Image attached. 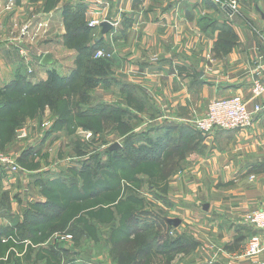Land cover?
I'll use <instances>...</instances> for the list:
<instances>
[{"label":"crops","instance_id":"crops-1","mask_svg":"<svg viewBox=\"0 0 264 264\" xmlns=\"http://www.w3.org/2000/svg\"><path fill=\"white\" fill-rule=\"evenodd\" d=\"M10 1L0 0V108L14 104L12 111L17 112L15 103L23 102L22 125L30 126L27 138L32 140L20 145L15 137L5 148L20 163L40 162L35 171L11 183H4L6 170L1 168V187L12 202L9 223L26 220L20 208L28 202H48L40 191L33 192L36 181L65 177L64 171L48 167L53 165L50 153L63 164L78 157L75 140L81 125L72 114L59 117L49 106L30 109L27 103L34 97L33 88L49 83L53 75L70 81L78 52L70 39L68 16L84 14L89 27L85 45L100 42L93 59L105 57L101 60L109 65L90 93L87 116L95 115L91 111L100 105L118 106L122 128L129 118L135 119L133 132H138L150 120L155 124V153L169 150L178 155L179 164L167 173L168 195H159L156 187L163 172L148 190L155 192L160 212L177 215L168 223L180 220L179 226L170 223L171 240L184 236L197 244L189 253H180V264H264V253L254 259L244 255L251 239L264 237L244 219L264 210V94L255 99L252 93L255 80L264 85V0H240L239 15L212 0H14L12 6ZM93 21L99 25L90 27ZM104 22L113 25L108 34H103ZM98 51L107 56L97 58ZM45 56L50 64L41 63ZM232 95L247 100L250 111L262 107L251 129L208 135L195 130L191 121L196 116H203L213 100ZM105 122L111 121H104V127ZM92 133L94 138L88 131ZM91 140L83 137L82 142L93 144ZM51 171L58 177L50 176ZM60 183L67 184L63 179ZM148 185L143 183L141 190ZM75 229L73 245L80 249L70 264H117L112 247H102L106 236L85 233L80 225Z\"/></svg>","mask_w":264,"mask_h":264},{"label":"rangeland","instance_id":"rangeland-1","mask_svg":"<svg viewBox=\"0 0 264 264\" xmlns=\"http://www.w3.org/2000/svg\"><path fill=\"white\" fill-rule=\"evenodd\" d=\"M149 6L151 7L152 3ZM80 17L85 19L84 14ZM10 98L14 99L15 96ZM69 100L70 97L66 101ZM12 109L10 106L4 109L0 108V141H9L14 128L17 126H13V122L10 121L15 115ZM123 116L126 117V115ZM96 117H80V120L78 119L82 126L78 129L77 134L79 136L75 140L78 156L75 161L70 159L64 161L63 164L61 161L54 160L52 153L49 154L50 160L48 161L53 165L48 167L54 171L57 169L59 172L64 171L65 177L62 179L67 184H61L62 179H55L53 182L44 180L42 183L36 181L33 192L40 191L48 202L32 201L20 208V215L26 218L23 222L26 227L24 225L25 228L22 230L20 225L9 223L11 221L9 218L11 216L9 211V207L12 205L11 196H9L8 191H3L1 186L4 184L1 182L0 264H70L69 262L76 256V249H80V246L75 247L73 245L76 240L72 234L76 232V225L82 226L83 231L91 235H99L105 228L103 232L108 237L106 241L103 240L104 243L107 242L102 246L103 248L111 244L115 246L120 242L122 246L130 250L127 252L142 249L146 255V264H165L173 259H177L176 264H180L181 255L178 248L181 243H176L170 247L163 246L159 249L164 252L165 247L169 248L170 252L166 250L169 252L168 256L162 255V253L156 255L154 239L161 230H158L155 221H144L143 215H138L142 211H150L153 214L158 213L166 221H169L168 218L177 216L167 210L160 212L161 209L155 207V192L152 195L148 189L150 185L155 184V179H158L157 174L163 172L166 178L164 175L161 176L163 179L159 180L156 187L161 189L159 195L163 194L165 197L168 195L169 187L166 174L173 170L177 163L179 164V161L175 159L178 155L173 152L169 153V150L165 154L161 153L160 150L155 153V128H153L155 124L150 120L148 126H143L138 132H133L136 124L135 119L133 121L129 118L127 127L122 128L119 123L122 120L119 112L111 116V122H105V128L109 126L106 130H103L105 120L102 121L98 118L99 116ZM113 122L114 124L110 126ZM84 125L90 127L92 131L87 130ZM29 128L30 126L26 123L24 126L16 127L12 138L20 139V145H24L29 139L27 138L30 134L28 133ZM88 131L97 133L94 134L93 138V133L89 135ZM72 132L74 140L76 139L74 138L76 129ZM125 134L129 136L126 139H121ZM83 137L91 138L94 143L82 142ZM134 138H139V142L137 143ZM115 143L121 145V150L116 154H107V149ZM0 146L2 147V145ZM87 146L90 148L87 149ZM45 149L47 150V147ZM68 155L70 158L75 157L71 151ZM93 157H95L94 163H92ZM89 158L91 165L87 168ZM39 162V159H32L30 164L27 161L20 163L19 158L18 164L21 171L14 174L6 169L4 183H11L16 176L24 175L26 172L27 174L32 173L36 170L34 168ZM26 164L29 167L33 165L32 170L28 171ZM54 173L51 171L50 176L58 177ZM7 174L11 177H8ZM145 182L149 185L141 190V185ZM3 193L4 196L1 198ZM164 206L167 208L168 204L164 203ZM3 217L8 221H5ZM41 217H48V219L40 223ZM83 217H86L88 221L83 220ZM103 219L106 220L107 224L101 223ZM27 221L28 223H26ZM70 221L72 224L66 227L65 225ZM195 230L197 231V229ZM63 235L73 236V240H60V236ZM24 238H29L30 242L25 243ZM84 243L88 242L85 241ZM116 250L118 252V249ZM127 256L124 257L125 260ZM187 258L192 259L194 256ZM216 258L214 256L212 260H216ZM128 260H130L129 257ZM187 261L189 260L187 259Z\"/></svg>","mask_w":264,"mask_h":264},{"label":"trees","instance_id":"trees-1","mask_svg":"<svg viewBox=\"0 0 264 264\" xmlns=\"http://www.w3.org/2000/svg\"><path fill=\"white\" fill-rule=\"evenodd\" d=\"M82 14H71L69 17V20L67 21V26L68 29L70 30V39L73 42L74 41V48L78 52L77 56V69L73 74H71V78H69L70 81L67 79H59L56 75H53L51 78V81L46 84L39 85L35 88H33L34 91V97L29 96V102L27 103V106L30 107V109L37 108H44L45 106L51 107L55 113L59 117H66V115H71L78 121L80 117H88V118H95L96 116H99L98 118L101 119L102 121L105 119V121H108L112 119V115L114 116L115 114L120 113L118 106H110L108 108H105L103 105H100L101 107H97L96 109L92 110L91 112L95 113L93 116H87V104L89 103L90 100V93L91 91L98 86V84L103 80V78L106 76V71L108 69L106 60H101L105 59H93V55L98 49V45H100V42L95 44L93 47H87L85 43L87 42L86 40L88 39V30L89 27L87 23L85 22V19H81ZM60 80V81H59ZM67 89L66 91H64ZM32 91V92H33ZM31 95V94H30ZM70 97L69 101H66ZM75 101V102H74ZM12 103V102H11ZM1 105V103H0ZM15 105L18 106L17 112H15V117L12 118V124L13 126L17 125L16 127H20L22 125L23 119L22 116L25 114L24 110L22 108L25 106L23 102H16ZM73 106V109L69 111V108ZM11 108L14 107V104L10 105ZM105 108V109H104ZM24 109V108H23ZM18 111H23L21 115L19 114ZM71 112V113H70ZM75 112V114H74ZM122 114V113H121ZM20 115V116H19ZM97 118V117H96ZM80 120V119H79ZM111 121V120H110ZM121 122V120H120ZM119 122V123H120ZM80 124V123H79ZM114 122L112 123V125ZM82 126V125H81ZM85 126V125H84ZM121 126V123H120ZM14 128L12 132L11 139L13 137L14 131L16 129ZM87 130H91L90 127L85 126ZM107 128V127H106ZM106 128L103 125V130ZM102 130V131H103ZM92 131V130H91ZM97 133V132H96ZM94 132V134H96ZM10 139V140H11ZM7 141H2L0 145V150L5 152V143ZM110 148V147H109ZM109 148L107 149V154H116L119 152L121 149L117 151H110ZM140 163V162H139ZM143 163V162H142ZM1 167L0 166V175H1ZM4 169V168H3ZM167 175V174H166ZM166 178V176L164 175ZM169 175H167V178ZM1 182V180H0ZM6 194V193H5ZM4 193L1 195V198H3ZM8 200V199H7ZM121 202L119 201V204ZM111 213V211L109 209ZM108 211V212H109ZM109 212V213H110ZM143 215V220L144 221H155V225H158V230H161L159 235L156 236L154 239L155 241V253L156 255H159L162 253L165 256H168L169 254V248H164V252H162L161 249L163 246H173L176 243H181L180 247L178 248L179 253H189V250H194L196 248V243L193 242L190 238L187 237H177L174 241L171 240L170 233L172 230V227L170 223H168L166 220L162 219L158 213L153 214L152 212L148 211H142L138 213V215ZM155 215V217H154ZM48 219V217H41L39 219L40 223L45 222ZM83 220H86V217L82 218ZM28 223V221L26 222ZM101 223L107 224L106 220H101ZM72 222H68L65 226L71 225ZM20 225V229H24L26 227L25 223L18 224ZM25 225V227H24ZM29 228V226H27ZM78 227V225H76ZM84 230V229H83ZM105 228H103V231ZM24 231V230H23ZM103 231L100 232L101 235L106 236ZM75 233V232H73ZM106 238H103L106 241ZM26 239V238H24ZM114 242V241H113ZM107 243V242H106ZM122 243L118 242L115 246L110 245L113 250V260L117 264H146V255L145 252L140 249V250H132L131 252H127L130 250H127L125 246L121 245ZM118 249V252L116 249ZM168 250V251H166ZM128 254V256H127ZM126 260L124 257H126ZM128 257L130 260H128ZM174 260V259H173ZM172 260V261H173ZM172 261L166 262L165 264H171Z\"/></svg>","mask_w":264,"mask_h":264},{"label":"built area","instance_id":"built-area-1","mask_svg":"<svg viewBox=\"0 0 264 264\" xmlns=\"http://www.w3.org/2000/svg\"><path fill=\"white\" fill-rule=\"evenodd\" d=\"M216 5L229 8L233 14H240V0H212ZM14 0L10 1V5ZM99 22L93 21L90 27H96ZM107 56L104 51H98L97 58ZM253 98L261 97L264 94V85L255 80L253 82ZM248 101L239 95L222 97L213 100L203 116H196L191 123L196 131L201 134L208 135L217 130L222 131H237L248 130L254 125L255 114L262 110V107L257 105L253 111L249 110ZM25 137V136H24ZM0 166L11 173H18L21 167L18 164V159L12 155L0 150ZM245 221L248 225L256 230L264 233V210H255L245 216ZM73 240V236L63 235L60 240ZM264 253V237L257 236L251 239L245 248V257L254 259ZM211 264H214L212 262Z\"/></svg>","mask_w":264,"mask_h":264},{"label":"water","instance_id":"water-1","mask_svg":"<svg viewBox=\"0 0 264 264\" xmlns=\"http://www.w3.org/2000/svg\"><path fill=\"white\" fill-rule=\"evenodd\" d=\"M225 10L228 11L230 14H232V11L229 8L225 7ZM101 27L103 29V34H108L113 29V25L109 22L102 23ZM50 62H51V58L48 56H45L41 63L42 64H50ZM119 149H121V145L119 143H115V144L111 145L109 148L110 151H117ZM208 208L209 207L206 206L205 210H208ZM170 223H172L174 226H179L180 220H172V221H170Z\"/></svg>","mask_w":264,"mask_h":264}]
</instances>
